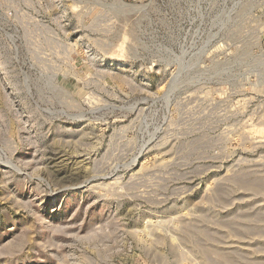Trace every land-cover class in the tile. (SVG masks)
<instances>
[{"label":"rangeland","instance_id":"rangeland-1","mask_svg":"<svg viewBox=\"0 0 264 264\" xmlns=\"http://www.w3.org/2000/svg\"><path fill=\"white\" fill-rule=\"evenodd\" d=\"M0 264H264V0H0Z\"/></svg>","mask_w":264,"mask_h":264}]
</instances>
